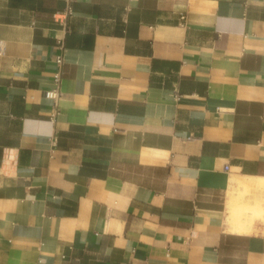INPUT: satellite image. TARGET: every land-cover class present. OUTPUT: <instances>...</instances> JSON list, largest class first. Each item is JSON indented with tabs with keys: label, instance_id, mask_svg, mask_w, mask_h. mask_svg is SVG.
Instances as JSON below:
<instances>
[{
	"label": "crops",
	"instance_id": "crops-1",
	"mask_svg": "<svg viewBox=\"0 0 264 264\" xmlns=\"http://www.w3.org/2000/svg\"><path fill=\"white\" fill-rule=\"evenodd\" d=\"M71 4L0 0V264H264V0Z\"/></svg>",
	"mask_w": 264,
	"mask_h": 264
},
{
	"label": "built area",
	"instance_id": "built-area-1",
	"mask_svg": "<svg viewBox=\"0 0 264 264\" xmlns=\"http://www.w3.org/2000/svg\"><path fill=\"white\" fill-rule=\"evenodd\" d=\"M72 0H67V7L63 13L60 15V20L65 21L68 15L72 14L73 8L71 4ZM184 18V16H182ZM58 45L60 48L59 53L55 57V72L53 75V85L44 91V95L51 101L52 109L50 112V119L52 122H56L57 114H58V100L61 94V81H62V73H63V64H64V51L65 45L63 40H58ZM179 96V94H176ZM191 138V137H188ZM56 136L53 137V141H56Z\"/></svg>",
	"mask_w": 264,
	"mask_h": 264
},
{
	"label": "bare ground",
	"instance_id": "bare-ground-1",
	"mask_svg": "<svg viewBox=\"0 0 264 264\" xmlns=\"http://www.w3.org/2000/svg\"><path fill=\"white\" fill-rule=\"evenodd\" d=\"M259 181H260L261 185L264 187V179H260Z\"/></svg>",
	"mask_w": 264,
	"mask_h": 264
}]
</instances>
